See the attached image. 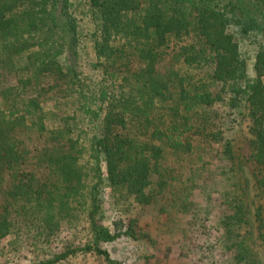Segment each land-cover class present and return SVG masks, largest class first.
I'll use <instances>...</instances> for the list:
<instances>
[{"label": "trees", "instance_id": "obj_1", "mask_svg": "<svg viewBox=\"0 0 264 264\" xmlns=\"http://www.w3.org/2000/svg\"><path fill=\"white\" fill-rule=\"evenodd\" d=\"M145 211L264 264V0H0V260L123 264Z\"/></svg>", "mask_w": 264, "mask_h": 264}, {"label": "rangeland", "instance_id": "obj_2", "mask_svg": "<svg viewBox=\"0 0 264 264\" xmlns=\"http://www.w3.org/2000/svg\"><path fill=\"white\" fill-rule=\"evenodd\" d=\"M84 23L86 21L84 20ZM88 30H91V25L88 24L85 26ZM257 49V43H251V40H245L242 44V51L248 59L250 67L254 59L255 51ZM87 52H91V46H88ZM82 70L89 72L91 70V63L93 62V55L85 53L82 57ZM251 72V68H250ZM241 130V131H240ZM232 128L228 131V135L234 140V143L241 153H248V142H247V128L244 125L243 129ZM246 133V136L243 132ZM254 167L248 165V173L253 174ZM142 222L144 224H149L148 230L153 234L154 238L157 240L158 248L153 250L147 246H142L139 242H131L127 239H121L118 242L109 246L112 256L115 259H118L123 262V264H146L145 254L152 251V254H155V258L152 257V260L148 264H222L223 257L217 251V248H212L216 239V233L210 227L211 223H207V228H201L198 230V227H193L192 230L189 229V224L184 219L183 225L187 227L188 238H184L182 233L174 232L170 233L167 229L171 225L178 224L175 222H164L159 218H156L154 213L151 211L138 212ZM165 218V217H164ZM158 219V220H157ZM161 222L162 225L158 224L157 227L156 221ZM170 229V228H169ZM181 237V238H180ZM182 240L184 244L181 245L179 240ZM208 239V241H207ZM187 242L188 244L185 245ZM157 258V259H156ZM11 261L0 260V264H29L28 261L17 262L14 259H9ZM63 264H107L99 258L94 257H78L72 259L71 261Z\"/></svg>", "mask_w": 264, "mask_h": 264}]
</instances>
